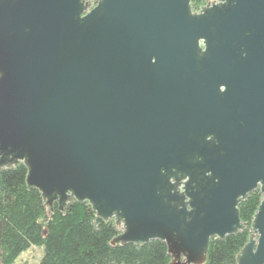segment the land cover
I'll return each mask as SVG.
<instances>
[{
	"label": "water",
	"instance_id": "1",
	"mask_svg": "<svg viewBox=\"0 0 264 264\" xmlns=\"http://www.w3.org/2000/svg\"><path fill=\"white\" fill-rule=\"evenodd\" d=\"M200 264L244 227L264 264V0H0V167Z\"/></svg>",
	"mask_w": 264,
	"mask_h": 264
},
{
	"label": "trees",
	"instance_id": "2",
	"mask_svg": "<svg viewBox=\"0 0 264 264\" xmlns=\"http://www.w3.org/2000/svg\"><path fill=\"white\" fill-rule=\"evenodd\" d=\"M209 0H190L193 10ZM26 166L0 167V264H12L31 245H41L36 264H167L170 254L164 240L143 243L111 242L120 230L113 217L96 215L87 200L68 201L63 209L45 203L40 191L28 187ZM262 193L249 191L238 203L244 227L224 237L212 236L206 259L200 264H237L236 254L248 240L252 216Z\"/></svg>",
	"mask_w": 264,
	"mask_h": 264
},
{
	"label": "rangeland",
	"instance_id": "3",
	"mask_svg": "<svg viewBox=\"0 0 264 264\" xmlns=\"http://www.w3.org/2000/svg\"><path fill=\"white\" fill-rule=\"evenodd\" d=\"M43 254L41 245H31L22 250L12 264H36Z\"/></svg>",
	"mask_w": 264,
	"mask_h": 264
}]
</instances>
